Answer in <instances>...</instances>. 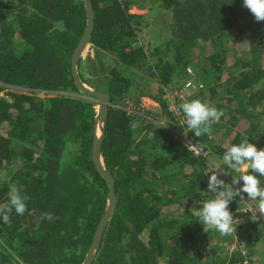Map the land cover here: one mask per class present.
I'll list each match as a JSON object with an SVG mask.
<instances>
[{
  "label": "trees",
  "instance_id": "1",
  "mask_svg": "<svg viewBox=\"0 0 264 264\" xmlns=\"http://www.w3.org/2000/svg\"><path fill=\"white\" fill-rule=\"evenodd\" d=\"M137 1L91 0V82L78 65L82 82L105 87L111 99L101 155L116 201L92 264H242L251 253L218 251L232 233L210 247L214 229L203 233L189 212L177 219L163 210L175 203L198 207L210 198L208 157L225 172L229 146L248 138L264 148V21L243 0H157L164 22L171 19V39L145 50L136 33L144 16L128 12L144 8ZM85 26L80 0H0V85L31 93L0 96V208L8 207L13 186L28 198L23 215L13 210L0 221V264H82L106 208L107 185L91 160L96 104L78 93L71 72ZM191 51L199 54L197 66ZM189 66L202 85L189 101L222 112L209 134L186 133L208 157L170 129L119 107L130 100L137 109L142 94L134 88L155 82L158 93L149 97L160 107L156 117L173 122L163 90L191 80ZM40 93L47 97L32 95ZM243 201L229 205L247 217L241 227L233 223L234 231L245 246L261 242L264 250V217L252 221ZM202 243L211 249L206 261Z\"/></svg>",
  "mask_w": 264,
  "mask_h": 264
},
{
  "label": "clouds",
  "instance_id": "2",
  "mask_svg": "<svg viewBox=\"0 0 264 264\" xmlns=\"http://www.w3.org/2000/svg\"><path fill=\"white\" fill-rule=\"evenodd\" d=\"M243 7L250 11L257 22L264 21V0H243ZM179 107L184 118V133L191 132L196 137L209 134L211 125L222 116L221 111L199 99L184 102ZM222 163L225 174H231V183L238 187H230L216 174L209 175L206 190L211 194L210 198L198 207H191L189 213L190 217L203 225L206 233L214 229L219 235L225 236L234 231L229 205L237 198L245 199L246 196L248 201L256 202L248 209L252 221L264 217V186H261V178H264V148H258L246 138L224 151ZM27 199L19 187L13 186L8 193V207L0 208V221L7 222L13 210L17 215H23ZM46 219L52 220L53 217L46 214Z\"/></svg>",
  "mask_w": 264,
  "mask_h": 264
},
{
  "label": "rangeland",
  "instance_id": "3",
  "mask_svg": "<svg viewBox=\"0 0 264 264\" xmlns=\"http://www.w3.org/2000/svg\"><path fill=\"white\" fill-rule=\"evenodd\" d=\"M137 4L139 6H144L143 9H139L137 7L131 6V8H128V12L130 14H135V15H143L144 18L142 20V24L139 26L140 28L137 29V38L140 42V45L144 47L145 50L152 49L155 50L158 47H163V44L167 43L170 41L171 37V30H170V23L171 19H169L167 22H164V17L161 16L160 13L157 11V0H138ZM161 49V48H160ZM198 52L197 51H191L190 52V57H192V61L195 66L199 63V58H198ZM91 65H96V62L94 60L93 52L88 51L86 53L85 59L82 62V65L80 66V71L83 76V78L91 82L94 78L93 72L91 69ZM206 65L205 63L202 64V66ZM190 71V78L193 82L195 81L193 78L195 76L196 78V71H194V67L189 66L188 69ZM139 74V73H138ZM188 74V73H187ZM139 76V75H138ZM133 81V80H132ZM187 81V80H186ZM135 83V82H134ZM2 91L0 92V96H4L5 98L8 99L7 94L8 93H19V94H26V95H31L29 91L25 88L21 87H7V86H1ZM158 85H156L155 82H151L150 85L145 84L144 82L138 84L137 88H134V92L136 94H142L140 95V100L139 103H137V109L133 105V101L128 100L125 103L124 107L119 106L125 111H130L132 113L137 114L138 116L142 117L143 119L149 120L150 122L164 128H168L173 133L179 137L183 143H185L188 146V142H191L190 139L188 138L187 134L184 133L183 128H181L178 123L174 122L175 119H173V122H168L164 118H157V115H160L161 110L158 104H156L150 97L149 95H156L158 93L157 90ZM183 89V86L180 87V89ZM179 89V90H180ZM181 89V91H182ZM202 90V89H200ZM199 90V91H200ZM178 91V90H175ZM173 88H165L163 90V100L167 103L168 108L172 106L174 102L179 106L180 104L189 101L187 98L186 101H182L179 99L173 98L174 92ZM33 96H39L40 98H45L47 96H41L40 94H32ZM179 100V101H178ZM180 108V107H179ZM180 110V109H179ZM214 135L218 136V132H216ZM194 145V144H193ZM194 151L196 154H203V156L208 157L204 151H202L201 148L195 146ZM208 159L210 160V164L208 163V169L206 171V174L209 176L211 174H216L218 175L219 178L225 181L226 184L229 186L236 188L238 185H233L231 183L232 177L228 174H225L224 170L220 168V166L213 160H211L209 157ZM212 162V165H211ZM175 200V199H174ZM244 203L248 206L247 208L251 207L253 204H251L250 201L247 200V197L245 196V199H243ZM176 202V201H175ZM172 206L170 209L163 210V216L167 215L170 218H177L179 219L181 215L187 214L189 212V208H182V206H179L177 203ZM174 208V209H172ZM247 208H242L240 209L241 211L246 210ZM170 210V211H169ZM233 214V223L234 222H239V226L241 227V224L243 222H247V217L239 215V210L235 211L232 213ZM259 215V213H257ZM249 220V219H248ZM235 228V227H234ZM201 229L203 230V225H201ZM203 233L205 231L203 230ZM241 238H243L244 233L239 232ZM218 236L221 235H216L215 240H213L210 245L205 243V244H200L199 245V252L203 258V261H206L210 255H211V249L210 247L216 246L217 240L219 239ZM225 236H221L223 238ZM230 240L229 241H224L223 247L219 248L218 251H228V254L234 252V251H239L241 252L242 255L246 256L249 253H251V256H246V260L242 264H264V250H263V244L261 242H256L252 244L251 246H245L243 242L239 240V235L238 233H235V231L232 232V234L229 236ZM210 246V247H208ZM161 264H164L161 262Z\"/></svg>",
  "mask_w": 264,
  "mask_h": 264
},
{
  "label": "water",
  "instance_id": "4",
  "mask_svg": "<svg viewBox=\"0 0 264 264\" xmlns=\"http://www.w3.org/2000/svg\"><path fill=\"white\" fill-rule=\"evenodd\" d=\"M80 1L83 3L86 12V26L83 35L71 56V72L78 93L84 96V98H87L88 100L96 104V114L93 121L92 131L93 140L91 144V160L96 171L106 183L108 189L106 208L99 220V223L92 239V243L82 263L92 264L99 250L105 229L112 217L116 197L114 188V178L109 172L105 170L101 155L102 142L104 139L105 128L107 123V115L111 107L110 95L109 92L104 89L105 87L91 88L87 84L83 83L78 71L79 62H83L86 53L88 51L93 52V50L91 49V37L94 29V12L91 0Z\"/></svg>",
  "mask_w": 264,
  "mask_h": 264
},
{
  "label": "built area",
  "instance_id": "5",
  "mask_svg": "<svg viewBox=\"0 0 264 264\" xmlns=\"http://www.w3.org/2000/svg\"><path fill=\"white\" fill-rule=\"evenodd\" d=\"M187 73H188V75H190L189 70H187ZM181 89L174 92L173 98L179 99L182 101H186L187 98H189L191 95L195 94L200 89H202V85L195 84L192 80H187L183 85L182 91H181ZM40 95L43 96L45 94L40 93ZM169 111L173 114V117H174L175 121L178 123V125L184 129L183 113L179 110V107L176 104V102H174L172 104V106H170ZM128 112H130V111H128ZM130 113H132V112H130ZM188 147L190 150L196 151L194 145L191 142H188ZM247 212L244 211L243 213L246 214Z\"/></svg>",
  "mask_w": 264,
  "mask_h": 264
}]
</instances>
